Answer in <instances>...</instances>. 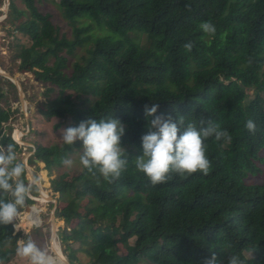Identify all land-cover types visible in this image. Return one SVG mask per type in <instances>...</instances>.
Wrapping results in <instances>:
<instances>
[{"label": "trees", "instance_id": "trees-1", "mask_svg": "<svg viewBox=\"0 0 264 264\" xmlns=\"http://www.w3.org/2000/svg\"><path fill=\"white\" fill-rule=\"evenodd\" d=\"M10 1L8 22L31 42L18 45V71L50 85L43 114L61 120L57 129L89 118L125 125L121 158L128 163L118 179L83 168L72 169L69 181L61 174L53 180L67 203L57 216L64 218L60 241L69 262H81L82 253L86 264H203L215 254L219 264L231 255L264 264V0H60L71 38L36 0H20L26 10ZM209 21L215 34L200 28ZM1 101L8 97L0 88ZM153 104L157 115L177 122L178 134L181 116L185 127L212 123L230 134V143L204 140L207 175L170 173L153 185L137 169L150 119L145 108ZM12 115L0 104V146L12 143L17 153L21 146L5 129ZM249 119L255 133L245 128ZM80 150L81 141L37 144L35 157L53 176ZM23 179L29 184L27 173ZM38 193L32 185L30 194ZM33 204L27 197L18 212ZM13 233L12 225H0L4 264L16 257L20 234Z\"/></svg>", "mask_w": 264, "mask_h": 264}, {"label": "clouds", "instance_id": "clouds-1", "mask_svg": "<svg viewBox=\"0 0 264 264\" xmlns=\"http://www.w3.org/2000/svg\"><path fill=\"white\" fill-rule=\"evenodd\" d=\"M206 34H215L216 28L210 21L200 25ZM194 47L192 42L184 45L187 51ZM158 104L146 106V116L149 117L148 131L142 139V155L136 158V167L142 171L153 185L166 182L170 173L180 175L192 174L197 171L207 175L211 166L206 156L204 140L215 137L216 141L223 139L231 142L228 132L218 125L209 123L206 127H197L189 123L185 127L184 117L179 118V125L183 127L182 134L177 122L163 114L157 115ZM154 117V118H153ZM245 128L255 133L256 124L249 119ZM61 139L68 145L82 142L80 162L95 175L97 170L110 183L118 179L126 169L128 161L122 159L121 138L125 134V125L117 118L97 120L89 118L81 121L79 126L61 129ZM63 163L70 166L72 161L65 159ZM27 173L26 163L18 160L15 145L10 143L6 147L0 146V225H12L15 235L20 225L16 223L19 216L18 208L23 207L29 196L32 185L39 180L33 177L29 184H25L23 177ZM11 197L10 199H7ZM54 247V245H53ZM16 255L27 259L30 264H56V259L47 251L41 249L31 238L17 240ZM0 264L4 260L0 259ZM203 264H219L215 254L205 259ZM228 264H243L238 255H231Z\"/></svg>", "mask_w": 264, "mask_h": 264}, {"label": "rangeland", "instance_id": "rangeland-1", "mask_svg": "<svg viewBox=\"0 0 264 264\" xmlns=\"http://www.w3.org/2000/svg\"><path fill=\"white\" fill-rule=\"evenodd\" d=\"M37 5L43 13L51 14L52 20L61 28L62 34H66L71 38L72 28L68 24L64 14L59 10L58 2L60 0H36ZM10 0H0V68L5 72L0 73V88L7 94L8 102L1 101L0 104L5 108H10L13 111V117L5 124L7 133H11L16 143L21 146V151L17 152V158L26 163L29 172L39 180L36 184L39 188L37 198L29 194V198L35 199L34 206L39 208V216L41 218L40 226H28L25 221L27 207L26 205L19 211V216L16 223L20 225V239L31 238L37 245L57 258L52 247V240L55 239L57 245L60 247L63 255L66 257L67 253L63 252L64 247L60 241V235L64 231L65 222L62 216H57L58 213H63L67 207V203L61 202L59 194L56 193L52 187L53 180L61 174V180L69 181L72 176V169L82 170L85 168L80 162L82 150L72 153L68 158L72 161L70 166H64L60 171H56L53 176H49L44 162H35L36 145L42 144L44 146L62 145L64 141L61 139V129L72 127L71 123L62 124L57 129L56 125L61 123L59 119H48L43 111L47 104V99L44 98L45 91L49 84L40 82L35 72L22 73L18 71L20 61H14V56L17 53L18 45L20 43L25 46H30L31 42L26 36L20 34L9 22ZM19 9L26 10V6L20 0L16 1ZM143 43H145L143 41ZM78 55H82V50H77ZM74 59V58H73ZM75 60V59H74ZM53 62L49 63V66ZM7 75V76H6ZM13 82L16 90L9 84ZM18 82V86L17 83ZM20 85V86H19ZM252 93V91L250 92ZM57 92L53 93L51 98H55ZM25 106V107H24ZM18 111V112H16ZM22 133L21 142L16 138V132ZM32 159L34 164L30 163ZM29 183L32 181L31 176L27 173ZM42 189H44L50 196L45 204L39 203L38 199L43 196ZM76 222H73V227ZM134 244V240H131ZM81 262L78 264H86L88 259L82 254H79ZM9 264H30V261L16 255L15 259ZM69 264H71L69 262Z\"/></svg>", "mask_w": 264, "mask_h": 264}, {"label": "bare ground", "instance_id": "bare-ground-1", "mask_svg": "<svg viewBox=\"0 0 264 264\" xmlns=\"http://www.w3.org/2000/svg\"><path fill=\"white\" fill-rule=\"evenodd\" d=\"M0 73L4 74L5 72L0 68ZM7 76V75H6ZM25 107V106H24ZM18 112V111H16ZM22 133L19 132V130L16 132V138L17 140L19 139V142H21L22 138ZM43 196L38 199L39 203L45 204L48 200H50L49 194L42 189ZM37 197H35L36 199ZM25 221L28 226H40L41 225V218L39 216V208L37 206H33L32 208L28 209V212L26 213L25 216ZM52 247L54 253H56L57 258L56 259V264H68L69 262L67 261L66 257L63 255L62 251L60 250V247L57 245L56 240H52Z\"/></svg>", "mask_w": 264, "mask_h": 264}, {"label": "water", "instance_id": "water-1", "mask_svg": "<svg viewBox=\"0 0 264 264\" xmlns=\"http://www.w3.org/2000/svg\"><path fill=\"white\" fill-rule=\"evenodd\" d=\"M16 83H17V86H18V82H16ZM19 86H20V85H19ZM35 162L40 163L41 161H39L38 159H35ZM27 173H28L29 176H31V178L33 179L34 176H33V174H32L31 172H29L28 167H27ZM35 178H36V177H35ZM34 200H35V199H34ZM33 206H34V205H32V206H30V207L28 206V207H27V210L30 209V208H32ZM68 264H69V263H68Z\"/></svg>", "mask_w": 264, "mask_h": 264}]
</instances>
